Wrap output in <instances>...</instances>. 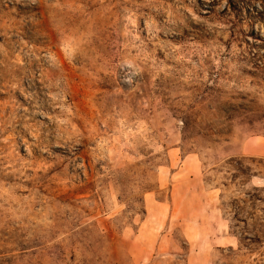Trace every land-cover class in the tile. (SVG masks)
Returning <instances> with one entry per match:
<instances>
[{"label": "rangeland", "instance_id": "rangeland-1", "mask_svg": "<svg viewBox=\"0 0 264 264\" xmlns=\"http://www.w3.org/2000/svg\"><path fill=\"white\" fill-rule=\"evenodd\" d=\"M264 0H0V264H264Z\"/></svg>", "mask_w": 264, "mask_h": 264}, {"label": "crops", "instance_id": "crops-1", "mask_svg": "<svg viewBox=\"0 0 264 264\" xmlns=\"http://www.w3.org/2000/svg\"><path fill=\"white\" fill-rule=\"evenodd\" d=\"M243 153L249 154H264V144L258 146H249L247 150H243Z\"/></svg>", "mask_w": 264, "mask_h": 264}]
</instances>
